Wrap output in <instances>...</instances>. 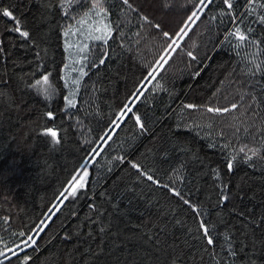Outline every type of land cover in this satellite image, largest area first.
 <instances>
[{"label": "trees", "instance_id": "1", "mask_svg": "<svg viewBox=\"0 0 264 264\" xmlns=\"http://www.w3.org/2000/svg\"><path fill=\"white\" fill-rule=\"evenodd\" d=\"M230 2L0 0V264H264V0Z\"/></svg>", "mask_w": 264, "mask_h": 264}, {"label": "rangeland", "instance_id": "2", "mask_svg": "<svg viewBox=\"0 0 264 264\" xmlns=\"http://www.w3.org/2000/svg\"><path fill=\"white\" fill-rule=\"evenodd\" d=\"M101 10L95 11L94 14L87 12L83 22H81L79 25L78 33L75 37V43H72L74 47H77L75 56L77 54L76 61H79V63L81 61L79 51L85 49L91 40L104 38L109 33L108 23ZM46 87L48 88L49 84H46ZM36 90L39 92H44V87L38 85ZM50 90L51 88H49L48 91Z\"/></svg>", "mask_w": 264, "mask_h": 264}, {"label": "snow or ice", "instance_id": "3", "mask_svg": "<svg viewBox=\"0 0 264 264\" xmlns=\"http://www.w3.org/2000/svg\"><path fill=\"white\" fill-rule=\"evenodd\" d=\"M127 2H128V0H124V3H127ZM201 2L203 3V0H201ZM212 2H213V0H207V3H208V4H211ZM224 3L227 4L228 8H231V7H232V4H231L230 0H224ZM0 13H2L4 16L12 17V13H11L9 10H7V9H0ZM192 15H193V16H196V13L193 12ZM18 23H19V21H17V24H18ZM261 23H264V17H261ZM16 31H20V29L17 28ZM20 35L23 36V37H27V36H28V33H27L26 31H20ZM164 35L167 36L168 33H164ZM234 35L238 36V38H239L241 41H243V40L246 39V36L243 35V34L240 32L239 28L236 29V32L234 33ZM189 55H191V53H189ZM101 63H103V60H101ZM165 63H166V61H165ZM82 74H83V73H82ZM47 81H48V78L45 77L43 83L47 84ZM77 83H78V81H77ZM69 105H70V106L73 105V101H72L71 99H69ZM189 107H192V106L189 105ZM233 107H235V105H234ZM209 111H213V109L210 108ZM215 111L219 112L220 109H215ZM224 111L226 112V111H228V109H224ZM48 115L51 116V113H49ZM138 119H139V118L137 117V120H138ZM49 133H50V135H51L53 138H55L56 135H57V133H56L55 131H51V130H49ZM57 142H58V141H57ZM249 158H251V157H249ZM134 167H135V166H134ZM231 167H232V165L229 164V165H228V168L231 169ZM85 175H87L86 172H85ZM149 179H151V177H149ZM177 195H178V193H177ZM225 199H227V197H225ZM204 234L207 236V234H208V229H207V228H204ZM207 242H208L209 244H212V243H213V240L209 237ZM33 243H34V241H33Z\"/></svg>", "mask_w": 264, "mask_h": 264}]
</instances>
